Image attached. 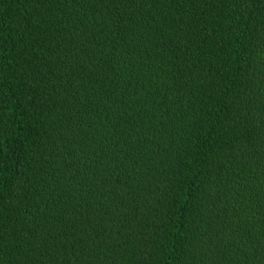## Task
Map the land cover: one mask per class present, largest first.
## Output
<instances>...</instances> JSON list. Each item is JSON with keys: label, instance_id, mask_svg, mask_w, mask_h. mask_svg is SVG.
Segmentation results:
<instances>
[{"label": "trees", "instance_id": "1", "mask_svg": "<svg viewBox=\"0 0 264 264\" xmlns=\"http://www.w3.org/2000/svg\"><path fill=\"white\" fill-rule=\"evenodd\" d=\"M0 264H264V0H0Z\"/></svg>", "mask_w": 264, "mask_h": 264}]
</instances>
